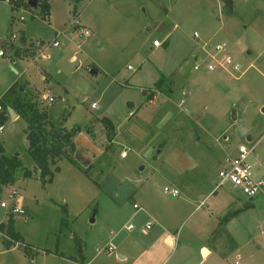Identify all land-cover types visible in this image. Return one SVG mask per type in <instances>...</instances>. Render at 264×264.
<instances>
[{
  "label": "rangeland",
  "instance_id": "1",
  "mask_svg": "<svg viewBox=\"0 0 264 264\" xmlns=\"http://www.w3.org/2000/svg\"><path fill=\"white\" fill-rule=\"evenodd\" d=\"M13 33L18 39L9 41ZM153 39L167 45L154 47ZM205 41L208 49L225 41L239 71L195 70L193 55ZM0 43V99L16 82L23 101L46 110L55 126L80 124L94 144L87 151L80 140L76 154L66 147L78 164L57 159L50 182L34 171L24 177L34 166L26 121L8 112L0 142L22 165L12 184H0L7 205H0V222L11 217L21 242L0 231V264H264V194L249 198L229 183L211 191L248 135L253 174L264 172V0H50L48 21L0 0ZM25 76L46 85L54 100ZM102 116L115 124L111 144ZM173 173L178 197L163 191ZM12 189L17 195L9 198ZM187 195L193 201L173 224L180 225L174 248L158 224L141 228L147 216L134 213L133 199L164 210ZM16 201L23 218L11 213ZM128 222L135 228H124ZM109 242L111 252L103 249Z\"/></svg>",
  "mask_w": 264,
  "mask_h": 264
},
{
  "label": "trees",
  "instance_id": "2",
  "mask_svg": "<svg viewBox=\"0 0 264 264\" xmlns=\"http://www.w3.org/2000/svg\"><path fill=\"white\" fill-rule=\"evenodd\" d=\"M12 10L29 9L34 12L27 4V0H6ZM80 0H75L79 2ZM41 19L48 21L50 17V0H39L38 10H35ZM24 38H22L23 40ZM166 46L167 43L164 41ZM160 80L155 84L159 85ZM17 83H13L7 88L0 99V126L8 119V110L6 106V99L10 101V107L26 121V140L27 151L34 161L33 169L24 168L22 175L25 177L31 176L32 172H36L37 176L42 182L51 181L54 176V171L58 170L56 166L51 169V164L56 163L57 159L61 157L68 158L73 164H78L76 158L66 153V147L73 152L76 149L73 137L81 131L82 126L78 123L73 124L71 128L67 129L64 126H55L51 120L50 115L46 110H39L35 103L30 101H23L19 95ZM99 121L106 129V139L111 144L115 137V127L112 120L107 116H102ZM48 128V130H46ZM51 139L49 140L48 135ZM109 147V146H108ZM22 162L17 155H7L5 148L0 142V184L9 185L13 183L14 171L20 167ZM87 174V171L84 170ZM223 220H227L225 215ZM227 235L228 231L222 229ZM0 231L6 232L10 241L21 242L20 237L13 228V220L8 218L7 223L0 222Z\"/></svg>",
  "mask_w": 264,
  "mask_h": 264
},
{
  "label": "built area",
  "instance_id": "3",
  "mask_svg": "<svg viewBox=\"0 0 264 264\" xmlns=\"http://www.w3.org/2000/svg\"><path fill=\"white\" fill-rule=\"evenodd\" d=\"M19 19H25L23 16H20ZM84 36L89 35L88 29H81L80 32ZM195 38L199 37V34L195 31L193 33ZM18 36L16 33H13L10 36L9 41L17 40ZM3 40H6L4 38ZM9 43V42H8ZM54 46H59L60 42L55 39L52 43ZM163 44L162 40L153 39L152 45L155 47H160ZM27 46L31 47H40L42 46L41 41L39 40H29ZM201 52L194 54V62L193 68L195 70H199L200 68H204L205 70L212 71L215 69H222L227 71L231 74L233 72L239 71V64L233 59L231 53L229 52L227 43L225 41L216 42L213 45L212 49H208V42H203L200 46ZM6 54V47H3L0 43V56ZM128 68H131L128 66ZM44 99L48 100V102L53 101L52 96H44ZM92 108H96V104L91 105ZM134 113L133 110L129 111V115ZM3 126H0V130H2ZM252 140L250 139L249 145L240 144L238 146V150L234 155L229 156L226 160L224 165L218 170V180L214 183L213 191L216 190L218 187L222 186L225 183H229L234 187L239 188L246 196L249 198H253L259 194H264V172L255 176L253 174V166L252 163L249 161V154L251 150L254 148V144L250 143ZM121 156L124 157L126 155L125 150L122 151ZM164 193L168 194L171 197H176L179 195L180 191L178 188L172 185H164L163 186ZM17 195L15 189H12L8 193L9 198H14ZM2 207H6L5 202H1L0 204ZM134 208H138L139 206L137 203L133 204ZM11 213H17L19 216L24 214V209L18 205L16 201L15 204L11 208ZM152 226L151 221L145 222V229H149ZM126 229L130 230L134 227L132 223L126 224ZM115 246L112 243H107L103 249L107 250L108 252L113 251Z\"/></svg>",
  "mask_w": 264,
  "mask_h": 264
},
{
  "label": "crops",
  "instance_id": "4",
  "mask_svg": "<svg viewBox=\"0 0 264 264\" xmlns=\"http://www.w3.org/2000/svg\"><path fill=\"white\" fill-rule=\"evenodd\" d=\"M1 1H5V2H7L6 0H1ZM8 3V2H7ZM9 4V3H8ZM10 6V5H9ZM10 9H11V7H10ZM23 9V8H22ZM12 10V9H11ZM26 10V9H25ZM231 10H232V8H231ZM12 11H14V10H12ZM232 12V11H231ZM50 18V17H49ZM155 47V46H154ZM8 53L11 55V56H15L14 55V52L12 51H8ZM17 57V56H16ZM13 59V61H15V59L14 58H12ZM9 67L12 69V70H14L16 73H18V74H20V72H19V70L13 65V64H9ZM24 79H26L27 81H29L30 83H29V86H32V85H34L37 89H38V91H40V93H41V95L44 97V96H49V95H47V94H45L44 93V89H45V86L46 85H40V84H38V82H35L34 80H32V78H30L29 76H25L24 77ZM40 79L41 80H43V79H45L46 80V76L45 75H42L41 77H40ZM35 83V84H34ZM53 97V96H52ZM53 100H54V98H53ZM128 104H129V106L130 107H133V105H134V102L130 99V100H128V102H127ZM132 109V108H131ZM133 110V109H132ZM18 115H16V117H17ZM69 116V115H68ZM99 117V116H98ZM67 118V117H66ZM113 122V121H112ZM114 124V123H113ZM63 126H64V124H63ZM66 128H70L71 126H65ZM114 127H115V124H114ZM77 136L75 137V140H74V142H75V145L76 146H79V144H81L82 142H85L86 144H87V146L85 147L86 149H87V151H90V148H91V145H94L93 143H92V141L91 140H88V138L86 139L84 136H83V134H81L80 132H78V134H76ZM248 136H250V139H252L251 138V135H248ZM78 140V141H77ZM80 140H81V143H80ZM79 148H81V145H80V147ZM77 149V148H76ZM75 149V151H74V154H76L77 152H78V149L76 150ZM82 151V150H81ZM91 151H92V149H91ZM83 152V151H82ZM84 153V152H83ZM84 155V154H83ZM127 156V155H126ZM92 162H90L89 164H91ZM86 164H88V163H86ZM178 169H179V167H178ZM176 172V171H175ZM174 172V173H175ZM172 174L171 175V177H172V181H170L171 183H170V185H172V186H174V187H176V188H178L179 189V191L181 192V189H180V187H179V183L177 182V180H176V177H174V176H176L175 174ZM261 174V173H260ZM168 185V184H167ZM211 191H212V189H211ZM211 191H209V192H211ZM188 194V193H187ZM179 196V195H178ZM178 196H176V197H178ZM189 196L190 195H187V197H185V198H183V199H181L180 200V202L176 205V206H174V207H168V208H166V209H164V210H162V209H159V208H157V207H155V210H152V209H147V208H145V205H144V203H141V202H139V201H137V200H135V199H133V203H132V207H133V204L134 203H137L138 204V206H139V209L138 208H134V213H137L139 210H144V212H145V214H146V216H147V218L149 217V219H145L144 220V222H143V224L141 225V228H145V222H147V221H151L152 222V226L150 227V228H152L153 227V225L154 224H158L159 226H160V228H161V230L163 231V237H162V240L164 241V243H166V245H168L169 247H172V248H174L175 247V245H176V243L178 242V240L179 239H176L177 237V230H178V228H180V225L178 226H176L175 227V225H174V227H173V224L175 223V222H179V219H181L183 216H185V213H186V211H187V208H188V206H189V203H191V201H193V199H190L189 198ZM192 197V196H191ZM193 198V197H192ZM203 200V199H202ZM201 200V201H202ZM197 207H199V206H197ZM226 213H228V212H225V215H226ZM224 215V216H225ZM224 216H222V218L224 217ZM22 218H23V216H21ZM222 219H220L218 222H217V225H215V228H217L218 226H220L221 224L220 223H222V221H221ZM228 222L229 221H224V223H223V227L222 228H226V230L229 232V233H231L230 232V230L228 229L229 228V224H228ZM128 223H130V222H128ZM220 224V225H219ZM134 225V224H133ZM126 226V225H125ZM143 226V227H142ZM124 228H126V227H124ZM133 228H135V226L133 227ZM132 228V229H133ZM128 230V229H127ZM11 243V242H10ZM206 251H207V254H210V250L209 249H206ZM119 257H121V258H124L125 257V253H123V252H121V253H119ZM87 264V263H86Z\"/></svg>",
  "mask_w": 264,
  "mask_h": 264
},
{
  "label": "water",
  "instance_id": "5",
  "mask_svg": "<svg viewBox=\"0 0 264 264\" xmlns=\"http://www.w3.org/2000/svg\"><path fill=\"white\" fill-rule=\"evenodd\" d=\"M38 2H39V0H27L28 6L30 8H32L33 10H38ZM92 72H96V70L95 69H92ZM7 110L9 112V115H10L11 118L13 116H16L17 115L16 112L10 106L7 107ZM262 111H264V108H262ZM247 140H250V136H247Z\"/></svg>",
  "mask_w": 264,
  "mask_h": 264
}]
</instances>
